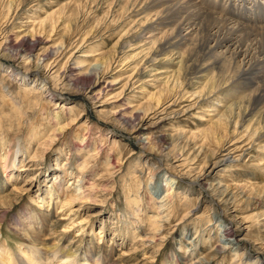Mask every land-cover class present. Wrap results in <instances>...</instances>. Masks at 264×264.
Returning <instances> with one entry per match:
<instances>
[{
	"label": "rangeland",
	"instance_id": "rangeland-1",
	"mask_svg": "<svg viewBox=\"0 0 264 264\" xmlns=\"http://www.w3.org/2000/svg\"><path fill=\"white\" fill-rule=\"evenodd\" d=\"M224 1L200 3L218 13L219 7L225 14L233 13ZM148 2L0 0V46L1 53L8 57L7 62L0 59V156L11 150L10 144L25 147L13 171L4 173L3 162L0 164V264H22L19 257L23 263L32 264L30 253L35 249L46 254V247L34 241L39 217H33L58 215L62 220L73 210H77L73 220L86 231L83 237L79 226L69 225L67 235H59V249L69 253L79 247L83 237L80 248L96 250L97 255L109 253L114 264H264V141L254 143L228 136L220 145L211 133L212 115L204 112L209 103L192 106L196 101L189 99L180 83L171 92L163 85L168 76L163 66L158 65L159 71L150 76L143 73L156 52L144 50L138 38L155 19H145L142 13ZM229 18L242 21L239 17ZM160 36L155 40L156 47L160 46ZM123 41L132 45L128 49L132 52L123 49ZM142 50L144 56L137 57ZM3 63L17 66L27 78L36 77L29 71L36 70L39 64L42 74L50 75L54 96L33 87L31 81L25 85L16 81L7 75ZM196 64H191L192 70ZM182 80L188 92L198 87L195 79ZM162 89L167 92L160 93ZM159 102L162 105L155 108ZM55 113L61 117L56 118ZM83 137L88 138L87 143L80 140ZM150 142L154 150L149 149ZM226 149L242 157L231 168L212 170L210 156H220ZM149 168L155 171V177L183 175L179 177L181 183L191 187L192 192L183 196L184 200L173 195L165 201L166 188L160 185L157 191L153 189ZM210 170L209 180L216 188L220 182V188L244 192L245 199L252 195L257 200L215 204L212 198H217L210 186L205 184L203 188L187 179ZM83 177L85 184L77 182ZM81 185L90 189V202L63 208L65 199H70ZM138 208L141 214H136ZM231 213L238 217L230 229L234 239L241 241H235L233 249L222 250L226 243L223 231L227 230ZM157 215H162L159 235H155L152 224ZM67 217L55 226L56 233L68 226L72 216ZM220 221L222 227L218 226ZM39 236L48 239L47 232ZM237 250L240 255L245 253L244 257Z\"/></svg>",
	"mask_w": 264,
	"mask_h": 264
},
{
	"label": "bare ground",
	"instance_id": "bare-ground-1",
	"mask_svg": "<svg viewBox=\"0 0 264 264\" xmlns=\"http://www.w3.org/2000/svg\"><path fill=\"white\" fill-rule=\"evenodd\" d=\"M137 1H139L140 3L142 0H137ZM224 5L230 7L232 11L235 12V14L234 12L225 14L223 13L224 9L220 7H219V10H220L219 13L214 10L203 8L202 3H200V0L199 1L198 0H149L148 5L146 6V11H142V13L145 12L144 13L146 16L145 19L146 18L149 19L150 17L155 18V19H154V22H152L153 24H151L143 33L137 36L140 39V42L143 43V48L146 47V49L144 50L151 51L153 49L156 52H155V55L150 58L149 63H151V66L147 67L143 73H146L150 76L151 74L159 71V69H156L158 65H159V68L160 66H163V68L166 69V73L168 74V76L165 77L163 80L165 81L163 85H165V87H167L170 90L172 89L171 92H174L177 84L179 85L180 83V85L182 86V89L184 86V89H185L184 93L187 96H189V99L193 98L191 101L193 100L196 101V103L192 104V106L193 105L196 106L197 103H205V104L209 103L208 108H211V109L208 110L207 108L204 112H209V114L211 113L210 115H212V116L209 115L210 116L209 121H211L210 124L212 128L211 133L212 134L214 133V135L217 138V142L220 145L221 144L223 145L224 142H226L225 138H228V136H230L232 139L252 140L254 143L257 141L262 142L264 141V0H225ZM236 13L240 16L236 15ZM136 16H138V14ZM228 16L232 18L235 17V19L239 17L238 19H242V21L240 20L235 21L229 18ZM42 31H44V29ZM158 35H161L159 37L161 43L159 42L160 46L156 47L155 40L157 39ZM131 47L132 45L128 44V41L126 44L124 42L123 49H127L126 51H128V49ZM144 50H142L141 53L137 54L136 56L139 57L141 54H143ZM42 55H45V54H42ZM45 57L43 60H45ZM146 57L148 58V56ZM7 58H8L7 55L1 53V46H0L1 61L7 62L6 60ZM22 58L23 57H21V59ZM194 58H197V60H195ZM105 62L106 61L104 60V64L106 66ZM110 63L112 62L110 61ZM194 63H197V64L192 70V67L194 65H191V64H194ZM43 64L44 62L42 63V65ZM100 64L101 63H99V65ZM2 66H6L5 72L9 76H13L16 81L22 82L23 85H25L27 81L29 82L31 81L33 83V87H37L38 90L43 91L44 94H47L50 97L54 96L53 94L54 91L51 88L50 82H49V78H50L48 77L49 74L43 75L42 74L43 72H41V67L39 66V64H37L36 70H34L33 72L29 71L31 72L32 75L34 76L36 75V77H32V78H27L26 76H24L22 74L23 71H21V69L19 70L17 66L16 68L9 67L5 63H3ZM111 66L112 64L110 65L109 68H111ZM189 73H190V77H188ZM184 77L186 79L188 78L195 79L196 86L198 87L193 92H188L186 90L185 88L186 82L185 80H182V78ZM53 80L55 79L53 78ZM164 90L162 89L159 92L163 94ZM171 92H169V94ZM86 94H89V93H86ZM188 100H184V101H188ZM160 103L161 102H159V104L157 103L158 105L155 108H158L160 106ZM57 105L58 106L56 107H59V109L62 108L61 105L59 104ZM97 105H99V103ZM55 109L58 110V108H55ZM55 116L56 118H59L61 117V114L55 113ZM159 121H162V120H159ZM80 140H82L84 143L88 140V138L83 137ZM139 144L143 145V142H141L140 140ZM10 145H11V150L3 154L2 156H0V164L3 162L2 169L4 170V173H7L6 172L7 170L13 171L17 167L16 164L20 162V157L24 153V149H25V147L20 143H13ZM148 147L150 150H154L155 148L152 142L149 143ZM221 148L224 149V146H222ZM132 153H133L132 155H135V152H132ZM241 157H242V154L239 157H235L234 152H232L230 149H226L221 153L220 156H215V155L210 156L208 164L210 165V167H212V170H214L217 167V168H220L219 171H222V170H226L229 167L230 168L233 167V164L238 162ZM151 169L152 168H149L148 174H150L151 176L149 177V179L151 180V184L154 185L153 189L157 191V188L160 185L164 186V188H166L165 197H164V200L166 199L165 201H168L173 195H175L176 197H180L183 200L186 199L185 197L183 198V196H187V194L191 190V187L187 185L185 186L181 183L180 178L183 177V175H180L181 177L180 176L175 177L174 175H171V178H169L170 175L166 177L165 175L158 174V176H156L158 177L157 178L158 180L155 181L156 179L155 171ZM84 170L86 169L84 168ZM144 170H145V167H144ZM212 170H210L208 173L206 171L205 174L201 172L200 174L190 176L187 179H191L192 181H194L195 183H198L203 188L205 184L210 186L209 188H212L215 199L217 198L216 200L212 198L215 204L218 203L219 205L222 204L224 206V205H228V203L230 204L231 202L232 204H235L239 199L241 201L245 199L246 194L244 195L243 194L244 192L239 193V194L231 193L228 188H224V189L220 188L221 187L220 182H218L217 184L219 185V188H216V186L213 185V182L209 180V177H212L211 176ZM176 178H178L179 180H177ZM81 181L84 182L85 184L86 180L83 177L79 179L77 182H81ZM7 184L8 182L4 181L5 187L8 186ZM92 185L93 183L90 184V187H92ZM140 187L142 189V186ZM141 189L139 190L138 194H141ZM91 199H92V196H91L90 189L88 188L87 190L86 188H84V186L81 185V186H78V188L75 190V193L70 194V199H65L63 208L70 207L74 203H79V202L82 204L88 203L90 202ZM252 200H253L252 195L248 196L245 199V201L249 203ZM51 201H53V198H51ZM255 201L253 200V203ZM136 202L138 203V201ZM45 204L46 202H44V207H45ZM9 205L11 208L12 203H10ZM168 205H162V208L165 206L167 207ZM46 208L48 209V207ZM169 208H167V210L172 209V212H173V209H176L175 204L172 206V208L170 209ZM75 211L77 210H73L69 214H66L65 219H62V220L58 219L59 218L58 215L51 216V215L46 214L43 216H38V214H36L33 217V218L39 217L38 223H37L38 229L35 232L36 237H34V241L37 242L38 245H42L43 247H46V250H47L46 254L43 253L41 250L35 249L31 251L30 256L31 258H33L34 261L37 262L36 264H114V262H111L109 259V256H108L109 253L105 252V254L103 255V251H102L100 254L97 255L96 250H88L86 247L80 248L81 246H83V242H84L83 237H84L86 230L85 228L84 229L81 228L82 225H80L77 221L73 220L74 216H76ZM224 211L226 212L225 209ZM137 213L141 214V210L139 208L136 210V214ZM232 213H236V211H233ZM70 215L72 217L69 219L70 222L68 223V226H64L63 227L64 231L60 230L61 231L60 234L56 233L57 231L55 229V226L57 227V225L59 226L64 220H68L69 217L67 216H70ZM158 215L152 221L153 227L155 229V235L156 234L159 235V232L162 231L163 229V225L159 224L160 223L159 220L162 215L160 217ZM262 216H264V214H262ZM237 217H238L237 214L236 215L232 214L229 218L230 221H228L229 225L228 224L226 225L227 230L224 229L225 231H223L224 233L223 237L226 239V243L223 244L222 250H230V249L235 248L234 247L235 241H236L234 239L235 233H233V229L231 230L230 228L233 227L234 223L236 222ZM27 220L30 221L32 219L30 220L27 219ZM18 224H20V222ZM219 224L220 225L218 226L220 227L223 226V223L221 221L219 222ZM69 225H72L75 227L79 226L80 228L78 229V231L81 232L80 235L83 236L81 237L82 239L80 240L81 241L80 245H78L79 247H77L74 252H70V253L66 252L67 251L66 249H62V248L59 249V244L61 242V239H60L61 237L59 235L66 236L67 232H69L71 229ZM52 229L54 233H52ZM136 229L138 230V228ZM46 232H47L48 239H43L44 240L43 241L42 239L39 238L40 237L39 235L42 233L46 234ZM52 234H55V236ZM143 237H138V238L141 239ZM229 238H232V240L229 241L230 240ZM239 241H241V239L237 240L236 243H239ZM150 242L152 241H149V243ZM236 248H239V247H236ZM238 251L239 250H237V254L241 253ZM238 255L239 256L243 255L242 257H244L245 253H243L242 255L240 254ZM33 260L31 259L32 264H35ZM77 261L81 263H78ZM201 261H205V260H201ZM19 262H22V264H25L23 263L21 257H19Z\"/></svg>",
	"mask_w": 264,
	"mask_h": 264
}]
</instances>
